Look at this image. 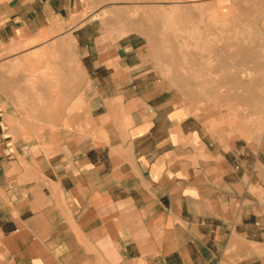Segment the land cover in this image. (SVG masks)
<instances>
[{"label": "crops", "instance_id": "0c3cea01", "mask_svg": "<svg viewBox=\"0 0 264 264\" xmlns=\"http://www.w3.org/2000/svg\"><path fill=\"white\" fill-rule=\"evenodd\" d=\"M106 1L0 0L7 59L54 52L34 88L0 59V264H264V133L175 105L149 52L161 30L140 20L243 0H121V29L74 21ZM19 102L22 129L57 132L19 135Z\"/></svg>", "mask_w": 264, "mask_h": 264}, {"label": "rangeland", "instance_id": "374dc122", "mask_svg": "<svg viewBox=\"0 0 264 264\" xmlns=\"http://www.w3.org/2000/svg\"><path fill=\"white\" fill-rule=\"evenodd\" d=\"M234 3L230 7L223 3L218 17L198 16L202 11L195 9V16L174 11V16L152 15L140 20L144 28L161 30L154 35H160L158 44L162 48L149 52L153 68L162 79L156 83L167 90L175 105L195 116L203 114L207 120L216 118L228 126L233 122L240 134L260 138L264 133V3ZM101 7L106 10L98 13L87 8L74 16V21L92 20L97 25L121 29V0L106 1ZM89 12L92 13L85 16ZM8 55L9 52H0V59L7 64L1 71L7 76L29 75L30 80L20 81L22 86L34 88L39 73L45 72L48 77L54 71L49 64L54 56L51 49L42 53L30 50L21 61L9 60ZM43 55L46 65L39 67L37 62L40 57L44 59ZM14 111L10 120L15 122L19 135L25 136L28 131L30 137L37 138L42 133L53 136L57 132L55 128L22 129L19 121H33V114H22L20 102L14 104Z\"/></svg>", "mask_w": 264, "mask_h": 264}, {"label": "bare ground", "instance_id": "6f19581e", "mask_svg": "<svg viewBox=\"0 0 264 264\" xmlns=\"http://www.w3.org/2000/svg\"><path fill=\"white\" fill-rule=\"evenodd\" d=\"M48 62V61H47ZM105 117V116H104Z\"/></svg>", "mask_w": 264, "mask_h": 264}]
</instances>
